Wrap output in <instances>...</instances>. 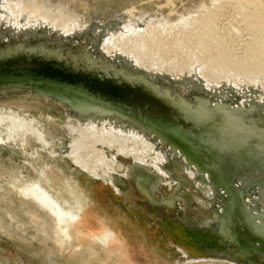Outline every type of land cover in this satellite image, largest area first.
<instances>
[{
    "label": "bare ground",
    "instance_id": "obj_1",
    "mask_svg": "<svg viewBox=\"0 0 264 264\" xmlns=\"http://www.w3.org/2000/svg\"><path fill=\"white\" fill-rule=\"evenodd\" d=\"M215 1L212 13L202 16L201 13L204 10L209 12V9L202 10V6V11L197 16L189 19L180 17L179 20H185L186 24L175 28L176 30L188 29L182 31L181 37L185 41L182 47L196 58L190 65H185V56H176L172 51L173 60L169 59L170 47L167 51L169 40L162 39L164 36L167 37L170 27L157 26L146 31L142 28V24L151 20L149 15L140 12L139 18L134 16L137 10H133L136 6L132 4L130 6L133 8L118 10L114 19L106 22H100L98 19L87 22L88 16L79 14L78 5L72 0H0V34L3 32L31 35L43 33L55 37L58 41H64L62 46L68 43L76 45L81 40L84 43L90 41L93 46L97 41V51L102 59L99 62L109 69H121L119 66L116 67L118 63L127 69L135 66L151 79L164 77L202 84L205 90L213 91L218 96L220 101L217 100L218 103L238 97V103L241 105L248 104L250 101L264 105V91L262 95L258 94L264 90V19H262L264 18V0H255L259 5L254 7L252 4L254 7H251L252 15L245 16L250 20L251 26L249 23L236 21L237 18L234 20L230 8L233 5L242 8L253 0ZM123 15L129 17L127 22H122ZM239 16L238 18H241V15ZM95 17L94 15L93 18ZM226 22H228L227 26ZM126 29L130 30V35L123 39L121 32L126 33ZM197 33L208 34V43L201 44L207 51H205L207 61L212 63V67L206 65V57L203 58L199 54L200 49L194 48L193 42L196 40ZM211 43L216 45L214 50ZM94 57L98 58L96 55ZM172 74L177 77L169 76ZM253 78L259 81L258 84L253 83ZM21 97L37 98L33 100L39 102L45 100L62 108V114L54 113L49 108L42 109L41 102L31 104L27 100L19 99L7 101L13 105L0 104V147L12 146L22 156L30 157L35 162L37 159L40 162L43 161L41 164H44L42 170L45 175L42 177L60 197L56 198L36 183L24 184V186L21 184L19 187L22 196L34 204L50 221L54 234L53 240L59 247V252L62 253L65 245L70 244L73 252H78H74L73 257L82 258L83 256L87 260H79V264H150L147 256L145 260L143 259V263L139 259L141 256L130 251L132 243L126 228L111 223L101 214H95L93 209L97 208L98 202L95 191L90 188L88 197L83 192L72 193V190L69 191L64 187L61 180L69 179L71 173L72 176L81 175L77 177L81 185L85 180L96 181L112 194L114 192L120 194V196L114 194L113 196L122 204L126 202L123 205L130 211L132 209L146 216L151 222H154L155 218H161L164 222L163 219L170 218L169 215L172 212L143 208L138 204L140 197L136 193L137 190L129 184H133L136 178H141L144 190L157 200L158 197L154 194L157 190L165 197L168 191L172 192L175 188L184 187L180 183L181 178L195 180V173L188 167H183L180 174L172 168L165 169L169 158L174 157L173 154L168 153L157 139L129 124L108 118H74L58 102L49 101L41 96ZM43 104L48 106L44 102ZM242 142L250 144L245 140ZM15 149L14 153L17 152ZM238 150L244 151L245 148L239 145L236 148V151ZM234 161L243 164L242 166L250 162L247 158L246 160L234 159ZM47 162L49 165L46 164ZM122 163H125V166L121 171ZM239 170L238 173L248 174L246 167L244 170ZM57 177H61L58 183L55 181L59 179ZM120 181L123 182L124 189H121ZM195 186L198 189L193 186L189 189L185 186L183 190L184 195L186 194L189 199L188 210L194 217L188 216V219L193 220L197 215L204 216L206 224L217 222V216L222 209L219 206L217 209L213 206L211 189L207 187L206 182L200 185L195 183ZM83 198L87 206H83ZM172 198L180 201V197L176 194ZM191 204L194 206L190 208ZM175 205L177 207L180 204ZM176 212H178L177 209L174 214ZM169 244L174 247H170ZM162 245L164 252L168 251L169 255L174 253L179 255L180 261L176 258L177 264H245L238 258L214 259L190 256L184 248L169 240L165 243L162 241ZM255 260L252 259L253 264ZM49 263L54 262L50 259Z\"/></svg>",
    "mask_w": 264,
    "mask_h": 264
},
{
    "label": "water",
    "instance_id": "obj_2",
    "mask_svg": "<svg viewBox=\"0 0 264 264\" xmlns=\"http://www.w3.org/2000/svg\"><path fill=\"white\" fill-rule=\"evenodd\" d=\"M48 36L0 34V97H45L58 102L74 118L115 119L157 139L168 153L177 156L164 168L170 170L180 163L191 169L195 180L181 178L180 183L198 189L195 183L206 182L213 206L222 212L217 222L209 225L197 213L195 219H188L192 214L184 187L168 191L165 197L157 190L156 200L136 178L129 185L137 190L138 204L171 211V222L182 228L209 232L226 248L224 253H209L214 259L238 258L245 264L257 259L254 264H264V105L254 101L241 105L238 97L218 103V96L202 84L151 79L135 66L127 69L118 63L116 67L121 69H109L99 62L97 41L92 46L79 39L76 45L68 43L70 47ZM239 145L245 150L236 151ZM242 158L250 160L244 165L248 174L238 173L245 167L234 159ZM175 194L180 201L172 198ZM176 209L179 215L174 214ZM155 221L162 222L161 218Z\"/></svg>",
    "mask_w": 264,
    "mask_h": 264
},
{
    "label": "rangeland",
    "instance_id": "obj_3",
    "mask_svg": "<svg viewBox=\"0 0 264 264\" xmlns=\"http://www.w3.org/2000/svg\"><path fill=\"white\" fill-rule=\"evenodd\" d=\"M72 1L78 5L77 7L79 9V14H86V16H88V18L86 19L87 22H90L95 19H98V21L100 22H106L107 20L114 19L116 13L118 12L114 9H111V7L105 11L102 7L97 9V7L94 6L96 4L95 2H92L90 4L86 3L85 0ZM221 1L226 2L227 0ZM215 2V0H149L139 5H135L137 8H133L131 6L128 7L133 8V10H137V12L134 13V16L138 18L141 15L140 12L149 15V19L151 20H146L147 22L144 25L142 24V28H145L146 31L149 29H154L157 26H169V34L167 35V37L164 36L162 39L163 41L165 39L167 40V38L169 40V45L167 44V51L170 47V54H168L169 59L171 61L173 60L172 53L176 54V56H185V65H190L193 61L196 60V58L187 50H185L184 47H182L185 41L184 38L181 37L182 31H187L188 29L180 28V30H176L175 28L186 24L185 20H179L180 17L189 19L192 16H197V14L201 13V11L204 9H209V12H207V10H204L201 15H209L208 13H212L213 11L212 7L215 6ZM252 4L254 5V7H256L257 4L259 5L258 1L256 3L255 0H253L250 4L246 3L243 6L245 9H243V7H238L237 5H233L230 8L231 11H228L233 13L234 20H236L237 18L236 21L249 23L250 20L246 17H248V15H252L253 13L251 7H254L252 6ZM202 6L203 9L201 10ZM186 8H188L189 10ZM109 9L114 10L116 12H112ZM174 11H176V13ZM239 11L241 13H239ZM243 12L245 14H243ZM94 15L96 16L95 18H93ZM237 15H241V18H238ZM125 16L123 15L122 22H127L129 20V17ZM227 24L228 22H226V26ZM251 25L252 24L249 23V26ZM174 30H176L177 32ZM170 34L172 37V41L170 39ZM121 35L123 39L129 37L130 30L126 29V33L121 32ZM207 37V33H197L196 40L193 42V45L195 49H200L199 54L203 58L206 57V65L212 67V63L207 61L208 58L205 54L206 49H204L203 45L201 44L203 42L208 43ZM177 43L178 45L176 46ZM211 44V47L214 50L216 48V45H214V43ZM175 47H177V49ZM173 48L175 50H173ZM184 51L187 52L185 53ZM181 75L184 76L183 74ZM169 76L175 78L177 77L173 74ZM258 82V80L253 78V83L255 85L258 84ZM257 88H255V90ZM245 91L249 92L248 90ZM263 91L264 90L258 92L259 96L263 94ZM16 99L27 100V102L31 104H38L41 102L33 100L37 99L33 97L13 96L10 98L0 97V104L13 105L11 102L7 103V101ZM43 102L45 104H48L49 107H46ZM43 102H41L42 109L49 108V110H52L54 113L62 114V108H60L58 105L52 102H46L45 100H43ZM14 149L12 148V146L0 147V264H50V259L53 260V264H79L80 261H87L83 256L82 258L73 257L75 251L73 252V249L71 248L70 244L65 245L64 249L62 250V253H60L59 247L54 243L53 240L54 234L49 223L50 221L48 220L46 215H44L34 204L29 202L22 196L19 188L21 184L24 186V184L32 185L36 183L41 187L45 188L56 198H60L54 191L55 189L49 183H45V178L43 179L42 177V175H45V172L43 173L44 170H42L44 164H41L43 161L40 162L37 159V161L35 162L30 157L22 156L16 149L15 150L17 152L15 151L16 153H14ZM179 158L181 159V161H184L183 158ZM170 159H177V156L170 157L169 160ZM46 164L49 165L48 162ZM175 165L172 167V170H174L177 174H180L183 167L180 165V163H175ZM69 176L70 178L66 180L64 178L63 180H61V177H57L59 179H55V181L58 183L61 180L63 181L62 184H64V187L67 190H72V193H86L87 197L89 196L87 193L90 191L89 189L87 191L83 187L91 188L93 191H95L98 198L97 208L93 209L95 210V214H101L102 216H105L111 223L124 227L128 230L132 243V245H130L132 248L130 251H133L132 253L141 256V258L139 257V259L143 263L145 257L147 256V258L150 259V264H177L176 261L179 259L168 260L161 255V253L164 252V247L160 238L166 242L167 240L171 241L172 243L174 242V244L184 248L187 253L194 256H199L201 258H213V256L209 255V253H224L226 250L224 246L218 244L217 238L211 236L206 230L196 231L189 230L186 228L183 229L182 226H179L176 223H172L171 218H168V220L164 219V224L163 222L158 223L157 221L151 222L146 219V216L144 215H135V213L133 214V210L130 211L126 207H124V205L119 199H116V197H114L110 191L104 189L96 181L85 180L82 182L81 185L77 181V177H80L81 175L74 174L72 176V174L70 173ZM156 182H158V180ZM81 188H83V190H81ZM66 189L64 191H66ZM84 198L82 200L83 206H87L86 204H84L86 202ZM101 215L100 217L102 218ZM146 220L151 223L150 228L149 226H147ZM165 252L167 254L169 253L168 251ZM174 255L175 253L173 254V256ZM257 261L258 260L256 259L255 263Z\"/></svg>",
    "mask_w": 264,
    "mask_h": 264
},
{
    "label": "crops",
    "instance_id": "obj_4",
    "mask_svg": "<svg viewBox=\"0 0 264 264\" xmlns=\"http://www.w3.org/2000/svg\"><path fill=\"white\" fill-rule=\"evenodd\" d=\"M146 1H149V0H116V1H112V0H85L86 3H96L94 6L98 8L102 7L105 10H108V8L111 7V9H122L123 7H128L130 6L131 4L133 5H139L141 3H144ZM110 10V9H109ZM100 11V10H99ZM184 229V228H183ZM172 243V242H171ZM174 243V242H173ZM170 247H173L171 244H169ZM161 255L168 259V260H174L176 258H178V255H168L167 253L165 252H162Z\"/></svg>",
    "mask_w": 264,
    "mask_h": 264
},
{
    "label": "flooded vegetation",
    "instance_id": "obj_5",
    "mask_svg": "<svg viewBox=\"0 0 264 264\" xmlns=\"http://www.w3.org/2000/svg\"><path fill=\"white\" fill-rule=\"evenodd\" d=\"M121 166H122V168H121V171H122V170H123V168H124V166H125V163H122V165H121ZM120 183H121V184H120V185H121V186H120V187H121V189H124V188H125V186H124L123 182H121V181H120ZM84 189H86V190H87V189H90V188H86V187H84ZM116 199H117V198H116ZM128 210H129V209H128ZM131 210H132V209H131ZM133 213H135V215H137V214H138V213H137V212H135V211H134ZM177 214H178V213L176 212V215H177ZM138 215H140V214H138ZM155 217H156V216H155ZM146 219H147V218H146ZM148 220H149V219H148ZM163 220H164V219H163ZM167 220H168V219H167ZM149 221H150V220H149ZM146 222H148V221L146 220ZM158 223H159V222H158ZM161 224H162V223H161ZM163 224H164V222H163ZM147 225H149V226H150V225H151V223L149 222V223H147ZM150 227H151V226H150ZM186 229H188V228H186ZM203 230H204V229H202L201 231H203ZM160 240H161V241H163L161 238H160ZM163 242L165 243L166 241H163ZM167 242H168V240H167ZM190 256H194V255H191V254H190ZM194 257H199V256H194Z\"/></svg>",
    "mask_w": 264,
    "mask_h": 264
}]
</instances>
